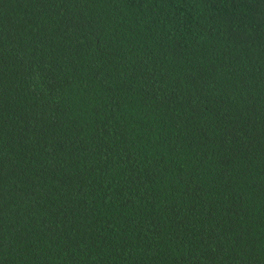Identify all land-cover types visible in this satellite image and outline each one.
I'll return each instance as SVG.
<instances>
[{"label": "trees", "instance_id": "1", "mask_svg": "<svg viewBox=\"0 0 264 264\" xmlns=\"http://www.w3.org/2000/svg\"><path fill=\"white\" fill-rule=\"evenodd\" d=\"M0 264H264V0H0Z\"/></svg>", "mask_w": 264, "mask_h": 264}]
</instances>
